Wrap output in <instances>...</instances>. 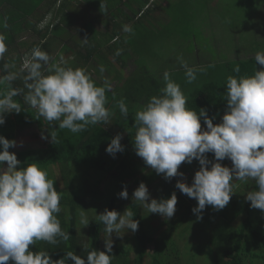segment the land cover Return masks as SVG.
I'll return each mask as SVG.
<instances>
[{"label":"clouds","instance_id":"obj_1","mask_svg":"<svg viewBox=\"0 0 264 264\" xmlns=\"http://www.w3.org/2000/svg\"><path fill=\"white\" fill-rule=\"evenodd\" d=\"M123 31L131 32L132 29L125 25ZM5 41V35L0 33V58L8 50ZM254 59L256 64L264 66V52L258 51ZM178 62L185 69L188 83L196 79L197 71H206L205 68L190 67L183 57H178ZM4 67L8 69L15 65L5 64ZM100 71H105L102 65ZM233 71L239 73V65ZM20 72L25 73L24 87L28 89L25 102L49 123L58 121L59 129L78 133L89 125L109 122L112 112L106 107V92L111 91L112 86L107 78L98 85L86 68L67 66L62 55L52 62L48 52L39 46L26 54ZM17 78V72L0 77V84L9 85L6 92H0V125L5 123L6 114L22 110L13 98L23 90L11 87ZM163 80L165 86L159 93L151 96L134 113L136 154L167 180L184 175L178 171L182 163L199 161L200 168L190 185L184 180L176 183L182 193L198 201L192 209L198 219L202 218L206 206L222 210L230 202L234 180L255 181L258 187L247 192L246 199L252 208L264 211V67L256 68L251 75L227 77V108L218 124L213 123L207 109L201 108L197 112L187 106L184 92L167 70ZM118 107L127 117L129 109L125 99L118 101ZM201 117L206 124L204 130H201ZM51 136L54 139L55 133ZM121 140V134H117L106 151L113 156L122 152ZM16 143L0 135L3 149L0 151V264H8L10 260L14 264H69V261L71 264H111L114 256L110 255L112 234L122 236L128 230H138L139 222L133 219L135 215L130 208L123 213L106 208L96 215L95 219L105 226V250L89 251L86 260L69 251L64 258L53 261L47 251L31 250L37 241L56 244L58 237L68 241L70 233L61 228L57 218L61 207L54 180L37 162L18 168L21 161L15 152L9 151ZM207 153L214 154V162L209 160ZM225 158L232 161L231 167L221 163ZM118 195L127 199V188ZM132 198L149 214L171 218L176 211L175 191L170 198L150 200L149 189L141 182ZM79 217L83 227L89 225L90 219L83 207ZM83 248L87 250L88 245L84 244Z\"/></svg>","mask_w":264,"mask_h":264},{"label":"rangeland","instance_id":"obj_2","mask_svg":"<svg viewBox=\"0 0 264 264\" xmlns=\"http://www.w3.org/2000/svg\"><path fill=\"white\" fill-rule=\"evenodd\" d=\"M132 2L133 0L129 4L131 5ZM150 5L152 9L150 14L160 13V15L158 19L154 20H152L153 16L149 15L141 21L146 30H149V34L142 40L148 42L149 50L143 55H138L141 57V60L136 63L134 62L136 60H130L126 63L127 66L122 69H119L120 64L116 62V70H119L122 74L130 75L141 70V67H144L145 69L140 71L138 76H146L151 71L156 73L154 75L156 78H159L158 74H163L167 70L171 74L172 79L180 85L187 97L193 89L199 86L209 82L226 80L229 76V73L225 70L227 63L250 59L255 57L258 51L264 52V0H153ZM15 11L18 13V10ZM87 14L88 11L83 8L78 10L76 13L78 19L71 26L69 36L74 34L78 37L79 30L83 24L82 20H85ZM35 16L36 18L39 17L38 14ZM53 16V14L52 16H47L38 25L44 31L46 24L52 23L50 25L52 33L50 32L46 38H43L45 40L40 39L39 34L35 33L33 29L28 28V26L37 25V20L35 19L34 21H28V26L17 32V35H14V42L5 41L8 50L4 57L10 59L11 63L9 65H15V67H10V69L13 68L18 75L23 63L21 60L24 59L23 57L26 54L31 53V50L35 47L34 45L47 51L52 58L61 55H71L61 53L62 50H66L67 48L63 47L62 37L59 38V34L53 33L57 28H52L53 24L58 22V19L54 20ZM1 19H3L2 16H0ZM92 24L94 25V23ZM107 25L108 23L104 26L98 25L97 27L101 31H105ZM132 33H135V30L132 29L131 32H128L126 38L131 37ZM134 38L136 39V37ZM124 47L126 48V45ZM103 50L105 52L108 51L106 48H103ZM126 57H130L129 54L123 53V58L125 59ZM178 57H183L190 67L197 69L205 68L206 71H197L196 79L188 83L185 69L178 62ZM58 60L59 58L52 60V62ZM104 60L95 58L92 62H88L86 69L94 78H97V71L100 70L101 65H105ZM115 60V58L114 60L112 58V61ZM16 61L17 63H15ZM66 64L73 68L79 67V64L73 60L67 61ZM102 75L106 77L105 71L99 78ZM0 77H3L1 69ZM163 85H165V82ZM222 117L213 123H220ZM205 128L206 124L201 130ZM23 129L22 131L17 130V137L23 136L26 139L29 138L28 135L38 133L39 131L36 127H26ZM26 142L24 143L19 139L13 152L25 147L44 144L48 140L46 139L43 142ZM208 158L214 162V154ZM221 163L228 167L232 166V161L227 158L221 161ZM110 165L111 161H108L107 167L110 168ZM4 167H7V165ZM199 168L200 164L198 160H193L191 164L184 162L178 169L184 175L167 180L163 174H157L155 170L145 164L141 157H138L121 174L127 182L129 196L127 199L121 198L119 200L122 203L120 213L128 209L130 202L134 201L132 198L133 193L138 188L137 186H139L140 182H144L147 185L150 192V200L152 198L158 200L167 199L171 192L174 191L177 195V202L179 197L186 200V204L181 210L176 205V211L171 218H165L158 213L149 214L138 202L144 228L148 234L155 237L159 236L165 231L167 224L172 223L168 240L161 245L165 250L163 256L166 258L162 261L163 264H217L214 256H218L217 252L219 250V252L224 254L227 247L226 240H224L225 235L215 245L210 243L212 235L224 223L221 218V215L224 216L222 211L229 212L227 205L222 210H215L210 205L206 206L202 212L201 219H198L195 213L187 219L184 217L183 210L187 205L196 207L198 201L182 193L180 189L176 188V183L178 180H184L190 185ZM47 171L49 178L54 180V187L59 194H67L69 196H75L84 192L87 194L84 196V199H80L81 205H79V210L82 207L85 209L90 222L88 226L83 227L79 223L80 217L78 215L77 231L82 244L88 245L90 225L95 221L96 215L101 214L103 207L108 203L109 197L115 188V178L111 172H101L94 169L87 170L86 167L78 163H70L63 168L51 166ZM97 182L99 183L98 186L96 185ZM233 184L235 186L231 201L241 200L242 202H250L246 199L247 192L256 190L258 187L252 179H248L247 181L234 180ZM62 208L63 210L65 209L64 207ZM253 217L264 219V211L255 209ZM232 225L231 223L230 226ZM112 239L113 250L110 255H114L113 257L118 259L116 250L119 247H124L128 251V260L132 262L130 264H136L135 233L128 230L122 236H118L114 232ZM174 243L176 250H173ZM103 244L105 250V240ZM155 257V246L151 244L148 247L147 255L139 264H153ZM120 264H123V262L121 261Z\"/></svg>","mask_w":264,"mask_h":264},{"label":"trees","instance_id":"obj_3","mask_svg":"<svg viewBox=\"0 0 264 264\" xmlns=\"http://www.w3.org/2000/svg\"><path fill=\"white\" fill-rule=\"evenodd\" d=\"M86 1V5L94 1L97 2V5L104 2V0ZM117 1L121 2V0ZM57 2L60 3L58 4V9H56L55 17L59 18V21L53 24L52 28L57 27L53 33L59 34V38L65 37L64 35H67L66 33L68 30L78 19L76 13L81 7L85 6L82 3L75 5L74 0H2L0 1V16H2L3 19L0 20V33L5 35L7 42H14V35H17V32L25 29V27L28 26V21H34L36 19L37 25L32 27L28 26V28L33 29L35 33L39 34L38 36L40 39L46 38L50 32L52 33V31H50V25L52 23H47L44 31H42L38 25ZM107 2L108 4L102 6L100 11L105 13L106 20L109 21V17H111L110 21L113 22L114 32L109 34L107 31L104 33L106 38L98 39L97 32L92 22L88 19L82 20L83 25L81 28L83 32L92 33V39L97 43L87 48L85 52H76V55L79 57V67L85 68L89 60H92L97 53L101 55L105 43H110V41L113 40L115 41L111 46L108 45V50L112 47L111 49L116 51V47L125 44L126 41L128 47L140 53H145L149 50L147 45L148 42L142 41L144 37L149 34V30H146V27L140 22L147 17L152 10L150 6H147L149 0H146L143 5L142 9L146 7L144 13H140L137 22L135 21L131 27V29L135 30V33H132L133 35L128 39L124 36L122 32L123 29L116 26L118 24L116 18L122 13L121 5L118 6V3L109 4V0H107L106 3ZM113 5H116L114 6L115 9L113 8L114 10H111ZM118 7L120 8L118 9ZM139 9L141 10V6H139ZM15 10H18V13ZM37 14L39 15L38 18L35 16ZM134 17H136V14H134ZM5 24L7 27H5ZM68 37L69 39L75 38H72V35L69 36V34ZM134 37H136V39ZM34 46L36 47V45ZM127 52L128 49L123 51L124 54ZM53 58L52 60H54ZM101 59L107 60L104 55H102ZM126 59L127 57L125 60ZM9 63H11L9 58H0V69L3 76L7 75L8 72H15V70L13 68L10 69V67L5 69L4 65ZM15 63H17V61ZM237 65L240 67L239 73L233 71ZM261 67L264 66L256 64L254 57H252L246 60L229 62L225 65V70L229 75L242 76L251 75L256 68L259 69ZM143 69L145 68L141 67V70L132 73L126 78H121L120 80H124L121 87H116L106 92L108 101L106 107L112 112L109 119L111 124L101 122L96 125H89L84 131L78 133H72L68 129H59L58 121L49 123L43 117L39 116L36 109L31 108L25 102L24 96L27 94L28 89L24 87L23 76L25 73L20 72L18 78L11 83V87L23 90L19 95L13 98L14 101L21 105L22 110L19 113L13 111L10 114H6L5 123L0 125V135L9 140H15L17 143L19 139L24 143H27L26 141L43 142L46 139L48 142L14 151L17 154L18 160L21 161L17 167L23 168L27 167L30 163L37 162L41 167L48 170L51 166H60L63 168L70 163H78L86 167L87 170L94 169L101 172H111L112 176L115 178V188L109 197L108 203L103 207L102 213L106 208L120 212L122 203L119 202L121 197L118 194L125 187L127 188L125 177H122L121 174L139 157L136 154L133 140L136 133L134 113L145 105L151 96L158 94L159 90L165 86L163 85V74H158L159 78H156L154 76L156 73L150 71L146 76H138V73ZM226 80L209 82L193 89L186 97L187 106L196 109L197 112H199L201 108L207 109L209 117L213 118V122L217 121L224 115L227 108V101L225 99ZM8 87L9 85L7 83L1 84L0 92H6ZM122 98L125 99V103L128 105L129 114L127 117L122 115L118 107V101ZM204 125V119L201 117V128ZM26 127H36L39 131L38 133L28 135L29 138L26 139L23 136L17 137V130L22 131L24 130L23 128ZM51 133H55L54 139ZM117 134H121L122 136L121 143L124 145V150L122 152H117L113 156L106 151V148L111 142V139ZM13 149L14 147L10 148L9 151L13 152ZM2 150V146H0V151ZM206 155L209 157L213 154L207 153ZM108 161H111L110 168L107 167ZM6 163L7 162H4V166L7 165ZM139 168L141 169L140 166ZM98 184L97 182L96 185L98 186ZM172 193L173 192H171L170 196L167 198H170ZM59 195L61 211L57 214V218L60 220L61 228L70 233L69 240L64 241L62 238L58 237V242L56 244L37 241L36 244L31 246V250L34 252L40 250L47 251L53 261L64 258L66 252L69 251L82 256L86 260L89 251L95 249L104 250L105 226L102 222L95 219L90 225L87 250H84L81 238L78 235L77 219L79 215V205H81L80 199H84V196L87 194L84 192L75 196H69L67 194ZM185 204L186 200L179 197L177 208L181 210ZM62 207L65 209L63 210ZM227 207L229 212L227 213L223 210L222 213L224 216L221 215L224 223L212 235L210 240V243L215 245V243L225 235L224 240H226L227 247L225 248L224 254L219 252V250L217 252L218 256H214L217 264H264V219L253 217L255 209L251 207L250 202L230 200ZM129 208L135 215L133 219L139 222L138 230L134 232L137 253L135 263L139 264V262L141 263L144 260L148 253L149 245L153 244L156 251L155 262L153 264H163L162 261L166 258L163 256L165 250L161 245L167 242L169 230L172 229V223L167 224L165 231L155 237L148 234L144 228L138 202H130ZM193 208L192 205H187L183 210L185 219L194 215L192 211ZM231 223L233 224L232 226H230ZM173 250H176L175 243ZM116 251L118 259L113 257L111 264H120L121 261L123 264L132 263L128 260V251L124 247H119ZM8 264H14V262L10 260ZM69 264H71L70 261Z\"/></svg>","mask_w":264,"mask_h":264},{"label":"crops","instance_id":"obj_4","mask_svg":"<svg viewBox=\"0 0 264 264\" xmlns=\"http://www.w3.org/2000/svg\"><path fill=\"white\" fill-rule=\"evenodd\" d=\"M106 1L107 0H104L103 3H99L98 5H97L96 1L90 2L91 4L86 5V3H85V2H87L86 0L85 1L84 0H74L75 5H78V4H81V3L83 5H85V6L81 7V8H83V9L88 11L87 17L85 19H88L92 23H94V28H95V30L97 32L98 39L106 38L104 33L107 32V31L109 32V34H112L114 32L113 22L110 21L111 17H109V21L106 20V15H104L105 13L100 11V9H102V6L108 4V2L106 3ZM109 1H110L109 4L110 3H116V4L118 3L119 4L118 6L121 5L120 7L122 9V13L119 14L118 17L116 18V21L118 22V24L116 26L118 28H121V29H123L125 25H129L130 27H132L134 22L135 21L137 22V19L140 16V13H144V9L146 8L145 7L144 9H142L144 3L146 2V0H133L131 5L129 3L132 0H123V2H122V0H121V2H118L117 0H109ZM152 1L153 0H149V2L147 3L148 4L147 6H150V8H151L150 4H151ZM59 3L60 2H57V4L54 7H52V9L49 11V13L45 16V18L47 16H52V14H53L54 15L53 16L54 20L58 19V21H59V18L55 17L56 9H58L57 7H58ZM114 6H116V5H113L111 10L114 8ZM139 6H141V10L139 9ZM120 7H118V9ZM127 7H129L130 9L127 8ZM123 11H124V13H123ZM136 12H138V13H136ZM150 13L151 12H149L148 16L152 15L153 16L152 20L159 18L158 16L160 15V13L159 14L158 13L157 14H150ZM134 14H136V17H134ZM93 15H95V16H93ZM107 23H108V25L106 26L105 31H101L100 28L97 27L98 25L104 26ZM69 30L66 33L67 35L62 38L63 47L64 48L66 47L67 49L66 50H62L61 53L71 54L70 56H63V58H64V60L66 62L69 61V60H73L75 63L79 64V62H78L79 57L76 55V52L77 51L85 52L87 48H90L91 46H94L97 42H95L92 39L93 38V34L92 33H90V32L84 33L82 28L79 30L78 37H76V35L73 34L72 38L75 37V38H73L74 40L73 39H69V37H68ZM122 32H123L124 36L126 37L128 32H124L123 30H122ZM84 37H85L86 40H84ZM114 41L115 40L110 41V43H105V46L103 48L107 49L108 45L111 46ZM126 43H127V41L125 42V44L116 47V51H113V49H111L112 47L109 48V50L107 49L108 50L107 52L102 50L101 51V55H100V53H97L92 60H89V62H92L95 58H100L101 59L102 55L106 56V58H107V60H104L105 61V65L103 66L104 69H105L106 77H105V75L104 76L102 75L101 78H99L100 75L102 74L100 72V70L97 71V73H98L97 78H94L91 75L92 79L95 80L97 84H101L102 85L104 79L107 78L111 82V86H112L111 89H114L116 87H121V85H122L124 80H120V79L121 78H126L129 75L120 73L119 70H116L117 68H116L115 65L117 63H119L120 67L119 66L118 67H119V69H122V68L127 66L126 63L128 61H130V60H133V61L136 60V61H134L135 63L137 61L141 60V57L138 56V55L139 54L143 55L144 53H140L138 51H135L133 48L128 47V45ZM125 45H126V48L128 49L127 54H129V56H130V57H127L126 60L123 58V51L126 49L124 47ZM74 54H75V56H74ZM99 56H101V57H99ZM58 58H60V56H55L53 59H58ZM112 58H113V60H114V58L116 60L112 61ZM85 68H86V66H85ZM137 68H138V66H137ZM108 123L111 124V122H108Z\"/></svg>","mask_w":264,"mask_h":264}]
</instances>
